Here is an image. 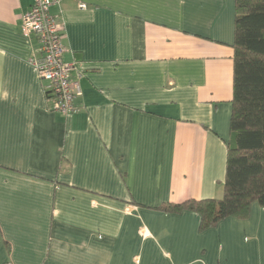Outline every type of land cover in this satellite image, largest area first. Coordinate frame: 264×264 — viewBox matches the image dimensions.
I'll list each match as a JSON object with an SVG mask.
<instances>
[{"label":"crops","instance_id":"1","mask_svg":"<svg viewBox=\"0 0 264 264\" xmlns=\"http://www.w3.org/2000/svg\"><path fill=\"white\" fill-rule=\"evenodd\" d=\"M33 2L0 0V264H264L257 203L205 232L157 209L224 194L236 0H59L70 116L31 63Z\"/></svg>","mask_w":264,"mask_h":264},{"label":"trees","instance_id":"2","mask_svg":"<svg viewBox=\"0 0 264 264\" xmlns=\"http://www.w3.org/2000/svg\"><path fill=\"white\" fill-rule=\"evenodd\" d=\"M233 97L224 194L219 199L163 204L160 211L200 217V232L264 209V0H236Z\"/></svg>","mask_w":264,"mask_h":264},{"label":"built area","instance_id":"3","mask_svg":"<svg viewBox=\"0 0 264 264\" xmlns=\"http://www.w3.org/2000/svg\"><path fill=\"white\" fill-rule=\"evenodd\" d=\"M58 3L59 0H34L23 17L21 29L25 37L39 41L40 58H33L31 63L44 83L52 110L70 116L78 110L75 101L81 94V86L72 77L76 63L64 60L63 25L51 13V8Z\"/></svg>","mask_w":264,"mask_h":264}]
</instances>
